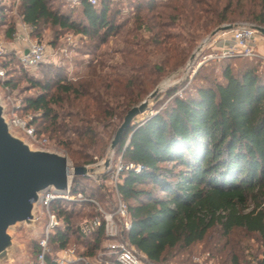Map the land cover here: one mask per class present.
Masks as SVG:
<instances>
[{
	"label": "trees",
	"instance_id": "trees-1",
	"mask_svg": "<svg viewBox=\"0 0 264 264\" xmlns=\"http://www.w3.org/2000/svg\"><path fill=\"white\" fill-rule=\"evenodd\" d=\"M19 1L20 19L38 42L48 26L94 35L101 31L107 37L119 30L109 20L112 0L79 7L59 0ZM56 2L79 10L84 23ZM134 9L147 14L132 19L129 34L148 37H139L137 50L121 53L120 68L108 73L101 62L86 66V75L74 83L60 78L57 70V82L23 77L28 90L37 93L23 98L17 115H32L29 124L36 134L65 152L73 167L106 154L128 110L160 78L185 65L202 37L238 21L264 28V0H138ZM4 18L0 7V23ZM11 34L9 28L8 40ZM219 63V78L211 69L191 93L178 97L177 88L167 90V105L134 123L113 150L141 168L124 172L118 191L128 206L127 239L151 264H192L179 257L201 243L215 264H264L250 244L264 243V71L258 70L264 61L228 58ZM0 67V87L9 96L19 88L17 72L25 69L14 53L0 59ZM113 118L116 126L108 124ZM89 184L75 176L71 192L100 199L104 192ZM51 209L61 223L49 238L53 253L75 245L91 257L102 249L101 231L84 236L78 229L84 217L95 215L91 204L56 201ZM216 227L218 237L207 241ZM38 252L36 242L32 264ZM46 264H52L50 257Z\"/></svg>",
	"mask_w": 264,
	"mask_h": 264
},
{
	"label": "built area",
	"instance_id": "built-area-1",
	"mask_svg": "<svg viewBox=\"0 0 264 264\" xmlns=\"http://www.w3.org/2000/svg\"><path fill=\"white\" fill-rule=\"evenodd\" d=\"M71 7H79L82 4L96 6L100 0H59ZM253 24L239 23L232 26L229 32H221L208 39L203 44L210 41V48L213 53L205 55L196 63L193 71L197 70L207 62L220 61L228 58H248L261 59L264 61V54L259 53L260 47L264 50V34L255 30ZM32 28L25 23H21V29L13 36V42H0V59L7 54L14 53L20 65L28 72L35 71L39 65L45 62L47 50L44 44L31 38ZM230 34V44L220 49L213 47L216 36ZM188 62L190 64L196 59L198 53ZM216 52V53H214ZM219 53V54H218ZM196 61V60H195ZM187 64V66H189ZM4 78V71L0 67V79ZM18 109V108H16ZM31 116L20 117L16 110L11 112V124L13 128L26 135L33 145L42 149H51L49 141L42 135H37L34 128L29 124ZM54 149V148H53ZM111 150V149H110ZM62 152V151H61ZM69 165L72 168L73 166ZM86 174L84 177L89 181L91 187H98L108 200L107 207L104 208L98 197L89 196L81 191L71 192L72 170H69V182L65 195L47 193L41 200V207L46 217L45 229L42 238L37 242L39 252L33 264H46L47 257L51 258L52 264H151L143 253L129 243L127 234L131 223L127 203L120 197L118 187L121 184V176L124 172H139L141 168L131 163H125L122 156L114 158L113 150L109 151L105 157L92 165L84 166ZM62 201L77 205L91 204L95 215L86 216L78 223L80 234L88 236L101 231L104 237L102 249L94 256L86 257L81 255L76 246L72 245L53 253L49 238L51 233L60 226V220L51 209L53 202ZM193 264H215L209 260V255L203 258L194 257Z\"/></svg>",
	"mask_w": 264,
	"mask_h": 264
},
{
	"label": "rangeland",
	"instance_id": "rangeland-1",
	"mask_svg": "<svg viewBox=\"0 0 264 264\" xmlns=\"http://www.w3.org/2000/svg\"><path fill=\"white\" fill-rule=\"evenodd\" d=\"M137 2L138 0H112L109 20L115 26H117V29L119 30L117 31L118 33H114L108 37L105 36L104 33L101 31L99 35H94L93 33H76L73 31L62 30L57 27L49 26L45 27L44 29H41L39 36L36 39L39 40L40 43L45 45L47 50V57L45 59V62L42 63L35 71L25 72V70H22L20 74L17 72L16 78L20 76L18 77L19 88L9 96L4 91L6 95V100L10 105V111L12 112L16 110V108L21 107L22 100L24 97H34L37 93V91L35 90H28L30 89V87H28L27 83L23 80V77L25 76L36 78L43 82L47 81L48 78H50L51 81L54 80L57 82L58 79L56 78V75L54 73V70H57V72H59L60 74V78L66 80V82L74 83L86 75V66H98L101 62L102 65L105 67L104 70H106L108 73L112 72V68H120L122 65L121 53L132 52L134 50H137V46L140 43L139 37L142 36V38H144L145 40L148 37V34L145 32H143L141 36L139 34L136 36H134V34H129V32L132 31V19L137 15L143 16L147 14L146 11L134 9V6ZM55 5L61 6L63 11L71 12L72 19L76 22L84 23L82 14L79 10L71 9L68 6L62 5L60 2H56ZM0 7L3 8L5 16L4 21L0 23V42L11 43L13 42L14 34L16 32H19V29H21L22 21L20 19V1L0 0ZM244 22L245 21H238L233 23V25ZM246 23H249V21H246ZM9 28H11L12 34L8 40V37L6 36V31ZM33 34L34 32L32 30L31 35ZM209 36L210 34L202 37L197 47L191 53V55L193 53L195 54V50L199 46H201L202 49L201 52L198 53V56L195 59L196 61L194 60L190 64H188L189 59L191 57L190 55L185 65L163 76L157 81L154 88L159 86L161 90V83H165L166 81L168 82L167 87L164 90L160 91V93L157 95V98L149 102L147 111L143 115L137 117L134 120V123H138L147 116L153 115L157 111L164 108L170 101V99L166 98L165 96L167 90L171 88H177V91L174 95L178 97H183L186 94L191 93L195 86L200 85L201 80L206 76V74L210 73L211 69H215L214 75L215 77L219 78V62L221 60L207 62L203 65L204 70H199L200 68H198L197 70H195V72L193 71L194 66L198 61L202 59L203 56L213 53L212 49L210 48V41L206 44H203L204 40ZM227 37H230V34H226L225 38ZM153 61L154 60H152V62ZM240 62L243 61H234V68H238L240 66ZM253 63L256 64L258 62ZM187 64L189 66H187ZM51 69H53V71H51ZM258 70L264 71V63H259ZM124 74L128 75L127 72H125ZM154 88L152 90H154ZM146 96L143 99H145ZM26 116L32 115L26 114ZM108 124L116 126L117 120L113 118L112 120L108 121ZM109 151H111L110 147L106 151V154ZM106 154L103 157H105ZM116 157L118 156L114 153V158ZM101 158L97 159L100 160ZM94 162L90 165L94 164ZM167 166L170 167L171 165ZM108 200L112 201V196H109V198H107L103 195L99 199L101 205L104 208L107 207ZM11 234L14 238V247L12 254H20L19 252L22 251L25 255L20 257L15 255L20 259H15V263L13 264H24V261H27L28 264H32L33 254L31 253V249L36 242L31 239L29 231L24 229L22 226H16L11 229ZM218 235V227H216L214 231L210 234V236L207 238V241L208 239H210V241L212 242L213 240H215V238L218 237ZM250 244L251 246H253V255H255L258 260L263 259L264 243L261 246L256 245L253 242H250ZM204 248L205 243L196 244L184 256L179 258L181 260L188 259L193 264L192 259L194 257L203 258L205 256L206 253L204 252Z\"/></svg>",
	"mask_w": 264,
	"mask_h": 264
},
{
	"label": "water",
	"instance_id": "water-1",
	"mask_svg": "<svg viewBox=\"0 0 264 264\" xmlns=\"http://www.w3.org/2000/svg\"><path fill=\"white\" fill-rule=\"evenodd\" d=\"M231 29V25L217 28L204 42ZM255 30L264 34V28L255 27ZM158 87L128 110L111 140V150L115 149L134 120L147 111L149 102L160 93ZM69 170H72L73 177L86 174L84 166L71 168L65 153L53 148L37 147L21 131L13 128L10 105L4 90L0 88V263L13 264L15 259L25 256L22 251L15 254L19 257L12 254L14 238L11 229L14 227L22 226L28 230L35 242L42 238L46 217L41 200L47 193L66 194ZM24 264L28 262L24 261Z\"/></svg>",
	"mask_w": 264,
	"mask_h": 264
},
{
	"label": "crops",
	"instance_id": "crops-1",
	"mask_svg": "<svg viewBox=\"0 0 264 264\" xmlns=\"http://www.w3.org/2000/svg\"><path fill=\"white\" fill-rule=\"evenodd\" d=\"M225 35H226V34L216 36V38H215V42H214V45H213V47H214L215 49H220V48H222L223 46L228 45V44L231 43V42H229V41H230V37L225 38ZM259 53H260V54H264L263 47H260V49H259Z\"/></svg>",
	"mask_w": 264,
	"mask_h": 264
},
{
	"label": "bare ground",
	"instance_id": "bare-ground-1",
	"mask_svg": "<svg viewBox=\"0 0 264 264\" xmlns=\"http://www.w3.org/2000/svg\"><path fill=\"white\" fill-rule=\"evenodd\" d=\"M163 83H164V82H163ZM163 83H162V84H163ZM162 84H161V85H162ZM158 90L161 91V90H160V87H158Z\"/></svg>",
	"mask_w": 264,
	"mask_h": 264
}]
</instances>
